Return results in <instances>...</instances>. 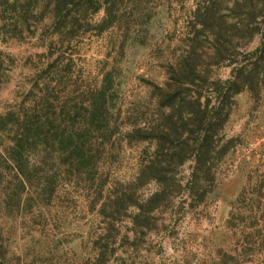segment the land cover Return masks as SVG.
Wrapping results in <instances>:
<instances>
[{"label": "rangeland", "instance_id": "rangeland-1", "mask_svg": "<svg viewBox=\"0 0 264 264\" xmlns=\"http://www.w3.org/2000/svg\"><path fill=\"white\" fill-rule=\"evenodd\" d=\"M25 4L0 0V116L48 80L57 120L52 160L28 159L27 179L0 127V264H264V88L221 104L260 46L264 0L69 2L58 21L52 0ZM100 94L91 179L66 149L70 136L90 149Z\"/></svg>", "mask_w": 264, "mask_h": 264}, {"label": "trees", "instance_id": "trees-1", "mask_svg": "<svg viewBox=\"0 0 264 264\" xmlns=\"http://www.w3.org/2000/svg\"><path fill=\"white\" fill-rule=\"evenodd\" d=\"M40 1L41 0H25V6L30 7L33 3L36 4ZM96 1L97 0H52L51 12H54L53 20H59L62 9L69 2L72 4L73 2H78L79 6H81L83 4L93 5ZM207 5L205 12L207 10V12H210L213 6L211 3ZM39 12L41 13V11ZM43 13L44 12L41 14ZM260 40V46L257 48L256 52L253 53L254 60L249 69H236L232 78L228 81L227 89L224 92L221 104L230 99L232 95L238 94L242 91H250L257 95L261 92L262 88H264V30L261 32ZM215 51L216 54H220L219 48ZM55 65L56 61L52 62L47 68L48 72L54 67L56 68ZM44 84L46 85L40 90V96L37 97L34 104L28 109H20L18 113L10 112L0 116V127L6 128V133H9V139L12 141V146L6 151L9 161L16 164L20 175H22L24 179H27L28 176L32 175L31 171L27 172L24 168L27 166L28 159L33 160L39 167H44L48 166V163H50L53 158L48 153L41 155L42 151L49 149L48 143H50L52 139L51 130L52 128L55 129L54 124L56 122H54V120H57V113L54 111L58 108L54 106V102H50V97H47V92L56 87H52L51 82L48 80L46 83L44 82ZM56 86H59V82L57 81ZM99 96L100 97L97 101L88 106V111L84 117L87 124L84 129V136L88 138L86 142H88L90 149H86L84 144H80L72 136L69 137V143L66 149L70 150L71 168H83L84 173L82 174L86 175V178L91 177V179L96 174L98 160V150L93 149L92 146L95 147L94 143L97 139L105 134L109 115V106L107 105L105 94H100ZM222 107L219 109L217 108L216 110L217 118L215 122H217L219 129L224 121V119L220 118ZM43 111L49 112L42 113ZM61 115H63V113ZM104 123L105 125L102 126L101 124ZM94 135H96V140H93ZM199 165H204V163H201V158L197 156L196 166L191 173V183L193 186L197 185L199 182V173L202 171L199 169ZM205 172V174H208L209 171L206 170ZM82 174H79L78 176H83ZM53 177L54 174L51 175L50 173H45V182H51Z\"/></svg>", "mask_w": 264, "mask_h": 264}]
</instances>
